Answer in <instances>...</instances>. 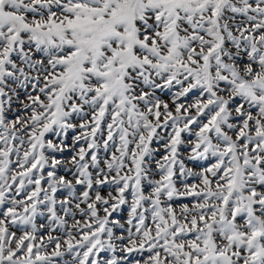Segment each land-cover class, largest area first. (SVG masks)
<instances>
[{"label":"snow or ice","instance_id":"obj_1","mask_svg":"<svg viewBox=\"0 0 264 264\" xmlns=\"http://www.w3.org/2000/svg\"><path fill=\"white\" fill-rule=\"evenodd\" d=\"M0 264H264V0H0Z\"/></svg>","mask_w":264,"mask_h":264}]
</instances>
